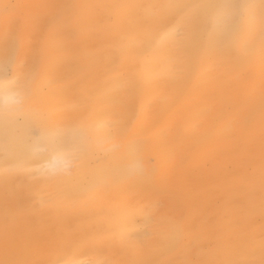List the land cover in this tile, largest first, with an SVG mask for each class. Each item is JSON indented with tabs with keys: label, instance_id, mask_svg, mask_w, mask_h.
<instances>
[{
	"label": "rangeland",
	"instance_id": "obj_1",
	"mask_svg": "<svg viewBox=\"0 0 264 264\" xmlns=\"http://www.w3.org/2000/svg\"><path fill=\"white\" fill-rule=\"evenodd\" d=\"M148 1L0 0V34L13 39L3 78L19 91L31 86L15 107L31 103L100 143L61 173L30 157L49 152L38 142L40 126L30 124L31 154L9 181V153L0 146V264H264V0H181L173 15L165 0H152L153 18ZM246 7L256 10L257 26L247 24ZM197 15L196 41L212 65L205 69L204 57L193 55L196 73L188 75L184 21ZM219 15L233 44L212 51ZM166 37L173 76L156 84L145 64ZM0 49L5 54V40ZM47 53L64 59L53 60L49 79ZM89 53L93 73L82 83L70 62ZM137 75L140 93L131 98ZM115 80L123 92L112 110L107 87ZM15 118L24 120L18 110ZM132 145L153 170L141 183L97 174ZM73 183L79 195L66 194ZM120 196L115 233L108 217Z\"/></svg>",
	"mask_w": 264,
	"mask_h": 264
},
{
	"label": "bare ground",
	"instance_id": "obj_2",
	"mask_svg": "<svg viewBox=\"0 0 264 264\" xmlns=\"http://www.w3.org/2000/svg\"><path fill=\"white\" fill-rule=\"evenodd\" d=\"M181 0H165V8L166 12L169 15H173L179 8L178 3H180ZM153 1H148V5L146 6V12L147 16L149 18H153L154 13L157 11L155 4L153 5ZM231 7L228 5V8ZM227 8V9H228ZM202 9L198 10V15L201 14ZM246 13V20L247 24L250 23V27L257 26V12L256 10H250L248 7L245 9ZM193 16L191 18L186 19L184 22L188 28V43L187 46H189L192 49H189L190 52L193 54L191 56H188L189 58H185V60L181 63H183L186 66V71L189 74L196 73L195 68V61L192 59L193 55L196 57L201 54L203 56V53L205 51H202L201 44L196 41V17ZM223 20L222 17L220 18V15L218 17H213V22L211 25V36L212 41L215 42L212 43L210 46V50H218V47H222L225 44H233V36L232 34L227 31L223 26ZM210 26V24H208ZM8 31L2 29L0 34V48L3 44V41H6V52L5 54H2V49H0V146L4 147L6 151L9 153V160L11 164V168L7 171L5 170L4 173L8 175V181L12 177L10 175H16L17 172L20 170L19 166L22 167L21 163L24 161V156H27L28 154H31V148L28 144H26L27 141V130L29 129L30 124H37L40 126L41 136L39 143H46L49 149V152L47 154H36L33 153L30 155L32 159H41L43 161H46L47 164L51 167L56 168L59 172L64 173L69 170V166L72 164V159L74 158H80L82 162H86L90 149L97 148L100 143L96 140H93L89 142V138H84L85 134L81 133V130L76 124H64L61 123L57 116L48 115L44 113L39 107H35L31 103H26L25 107H15V101L17 99H27L25 97H28V91H30L31 86L26 85L22 88L23 91L16 90L9 81L4 80L3 73L6 70L7 64L11 61V45L13 43V39L11 36H9ZM251 37V36H250ZM249 37V39H250ZM252 38V37H251ZM170 38H167L162 41V44L160 45V49H162L160 54L156 55V58L154 57L152 62H148L145 64V70L147 73H150L151 78L153 81L157 84L160 80L161 75H166L168 77H172V64L170 61V56L163 50L167 49ZM194 48V49H193ZM187 50V49H186ZM230 50V49H228ZM159 55V56H158ZM57 56V55H56ZM55 57H52L50 53H47L44 57V63L46 62V67L44 69V76L49 79L54 75L55 68L52 66L53 63L59 62L62 63V58L55 59ZM81 58L79 60L74 59L71 64V70L76 69L77 74L84 75L81 77L82 83L88 82L90 77L93 73L92 71L87 70L89 65H91L96 58L95 53H89L81 55ZM89 56L91 59L87 60L86 57ZM200 57V56H199ZM204 57V66L205 69L211 67L212 63L207 59V57ZM54 60V62H53ZM162 61L163 67L162 70L159 69V63ZM53 62V63H52ZM36 67V65H32L31 70H33ZM157 70H160V72H157ZM140 77L137 75L135 77L131 84V87L129 89V95L131 98L138 97L140 93ZM45 79V80H47ZM42 82V81H41ZM108 88L107 93V99H109V106L110 109H115V106L118 103V100L120 98H117L120 96V93L123 92V90L120 87V83L115 80V82ZM97 101L100 102L105 97L101 94L97 96ZM100 106L96 105V112L99 114ZM20 114H22L24 120L23 122H18L15 118L16 111ZM91 129L94 132L97 130L95 129L94 125L91 124ZM63 131V133L61 132ZM89 131V130H88ZM89 137V136H88ZM86 142H89L88 144ZM39 145H37L38 147ZM102 147H105L106 149H111V143L110 141H105L101 145ZM139 147L133 146L128 149L127 156L124 158H116L115 164L112 168L110 167H102L97 174L106 177L111 178L115 175L118 176V179L122 180L125 178H129L128 176H132L131 180L133 181L134 185H137L142 182L144 177L147 174L152 173L151 171H147V167L145 166V163L142 160V157L139 154ZM83 167H80L78 169V175H76V179L80 180L81 177H83L84 172L82 170ZM78 180V181H79ZM122 188L126 186V183L121 184ZM13 189L15 192L19 191V184L15 183L13 185ZM83 188L80 187L79 183H73L70 185V189L66 194H77L79 195L82 192ZM90 198H94L96 200L95 192H90L88 195ZM125 198L120 196L118 198L117 204L114 206L112 212L110 213L108 217V221L112 225V229H114L115 233L120 229L119 224V217L120 214H122V206L124 204ZM127 200V199H126ZM117 235V234H116ZM123 237L122 235L120 236ZM120 238V239H121ZM82 259H77L73 263L70 264H81L79 263Z\"/></svg>",
	"mask_w": 264,
	"mask_h": 264
}]
</instances>
